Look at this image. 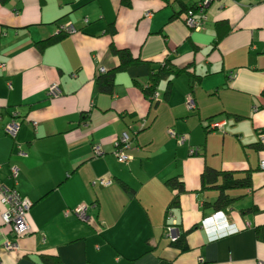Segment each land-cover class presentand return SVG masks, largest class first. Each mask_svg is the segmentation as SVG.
Here are the masks:
<instances>
[{
	"label": "crops",
	"instance_id": "1",
	"mask_svg": "<svg viewBox=\"0 0 264 264\" xmlns=\"http://www.w3.org/2000/svg\"><path fill=\"white\" fill-rule=\"evenodd\" d=\"M197 1L0 0V182L32 202L13 249L0 203V264H264V0H214L193 30L184 16ZM65 23L75 31L55 37ZM111 45L128 49L123 69ZM160 66L182 72L148 98L142 87ZM101 67L115 69L111 93L97 88ZM124 132L131 159L119 162ZM206 167L241 183L204 186ZM174 176L183 192L166 184ZM221 194L229 202L215 209Z\"/></svg>",
	"mask_w": 264,
	"mask_h": 264
},
{
	"label": "built area",
	"instance_id": "2",
	"mask_svg": "<svg viewBox=\"0 0 264 264\" xmlns=\"http://www.w3.org/2000/svg\"><path fill=\"white\" fill-rule=\"evenodd\" d=\"M214 0H198L195 3V7L189 10L184 17V22L190 29H201L204 26L206 20V8L207 6ZM151 14L150 11H145L144 16L149 17ZM75 31V28L70 23L62 24L58 27V33H71ZM100 71H104L103 67L100 68ZM49 96H57L59 94V89L56 83H51L48 85L47 89ZM153 97H157V93H154ZM186 103L189 108H193V100L192 97L189 96L186 99ZM19 121L16 118H12L4 128V131L14 137L19 128ZM143 128L144 121L140 124ZM223 122H211L209 127L211 129H221ZM170 135L177 139L179 143L184 142L185 136L178 135L175 130L171 129L169 131ZM261 138L264 139V135L261 134ZM130 138L127 133H122L119 136L118 142L116 143V148L114 150V154L119 162H127L131 159L129 154L124 152V148L129 147ZM19 147V154L25 156L26 153ZM194 152V150H192ZM102 154L100 146H96L94 148V155ZM260 167L264 168V159L260 161ZM17 168L16 166H11V176L16 177ZM100 185H109L111 183V179L100 178ZM0 203L5 206V209L1 213L2 220L4 224H8L11 226L12 239H6L3 243L5 249H13L16 248V240L15 238L21 237L29 232V225L27 222V213L32 205V202L26 196L21 195L15 187H8L0 182ZM87 205L79 204L74 208V213L82 220H86L87 217ZM221 213H214L209 216L208 220L217 217ZM204 219L203 222L206 220ZM164 235L170 240L175 241L179 238L180 232L178 228L174 224H167L164 226ZM257 264H261L258 262Z\"/></svg>",
	"mask_w": 264,
	"mask_h": 264
},
{
	"label": "trees",
	"instance_id": "3",
	"mask_svg": "<svg viewBox=\"0 0 264 264\" xmlns=\"http://www.w3.org/2000/svg\"><path fill=\"white\" fill-rule=\"evenodd\" d=\"M1 1L4 2L5 0H1ZM194 7H195V5H194ZM194 7L187 9V11L185 12V16H186L187 12L189 10L193 9ZM60 35H64V33L59 32V33H57V35L55 37H59ZM111 51L116 53L119 56L120 63H119V66L117 69H123L128 64V62L130 60V54H129L128 49H117L113 45H111ZM180 72H182V71L172 70L171 67H167V66H160L156 71L150 72L148 84L145 85L144 87H142L144 94L148 98L149 97L152 98L154 93H156L154 91H155L156 83L160 79V77H162L166 74H172V73L173 74H179ZM114 75H115V69L100 72L96 78L98 90L101 92H104V93H111L112 88H113ZM262 93L264 95V90ZM208 127H209V125H208ZM178 135H181V134H178ZM218 176L223 177L224 180L227 181V184H229V185L230 184L231 185H238L241 183L240 180L231 179V173L230 172L219 171L217 169H212V168L206 167L204 169L203 173L201 174L202 184L204 186H206V185L215 186L214 184H215ZM166 184H168L172 188H176L178 193L184 191L183 183L178 181V177H176V176L169 178L166 181ZM178 193L172 198L168 207L178 206ZM228 202H229L228 197L226 195L221 194L213 204H214L215 209H217L219 207L225 206ZM168 213L169 212H167V214ZM182 236H183L182 233H180L178 239H176L175 241H170L172 244L179 247L181 250L185 249V247H186V245L183 242ZM48 259L50 260L49 261L50 263L52 262V264H61L60 261L55 257L48 258Z\"/></svg>",
	"mask_w": 264,
	"mask_h": 264
},
{
	"label": "clouds",
	"instance_id": "4",
	"mask_svg": "<svg viewBox=\"0 0 264 264\" xmlns=\"http://www.w3.org/2000/svg\"><path fill=\"white\" fill-rule=\"evenodd\" d=\"M215 213H221V214H223V213H222V211H219V212H215ZM213 214H214V213H213ZM210 216H211V215H210ZM206 218H208V217H206Z\"/></svg>",
	"mask_w": 264,
	"mask_h": 264
},
{
	"label": "rangeland",
	"instance_id": "5",
	"mask_svg": "<svg viewBox=\"0 0 264 264\" xmlns=\"http://www.w3.org/2000/svg\"><path fill=\"white\" fill-rule=\"evenodd\" d=\"M173 129V128H172ZM171 129L168 130V132L170 131ZM174 130V129H173Z\"/></svg>",
	"mask_w": 264,
	"mask_h": 264
}]
</instances>
